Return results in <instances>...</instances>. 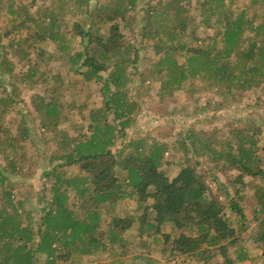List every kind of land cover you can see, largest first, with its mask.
<instances>
[{
    "label": "trees",
    "instance_id": "obj_1",
    "mask_svg": "<svg viewBox=\"0 0 264 264\" xmlns=\"http://www.w3.org/2000/svg\"><path fill=\"white\" fill-rule=\"evenodd\" d=\"M67 1L72 3L67 16L58 15L54 8L26 12L24 4L17 11L12 4L2 6L0 1V15L11 16L10 26L0 27V76L12 89L3 90L1 103L14 104L16 83L31 89L47 83L56 53L66 59L70 70L81 75L84 85H96L102 95L101 104L89 111L86 124L89 134L69 139L67 145L59 142L58 154L50 157L51 162L59 163L52 172L51 200L36 231L31 215L21 216L22 203L12 200L10 180L0 166L4 205L0 209V242L2 249L6 248L0 264H34L37 252L45 254L49 264L69 261L73 253L81 256L80 261L86 256L83 264H101L97 259L104 253L109 255L110 262H121L130 251L129 239L121 232L135 224L140 237L138 245L145 252L139 257L148 264L156 261L151 258L156 247L143 238L146 235L154 243L161 237L163 246L168 245V257H187L199 264H236L246 259L243 250L236 257L231 253L232 248L246 239L264 246V127H240L233 121L224 124L222 139L214 138L197 148L195 154L202 155L203 160L198 157L193 164L178 162L176 174L169 178L162 171L163 166L171 165L166 155L174 156L169 145L148 134L127 137L125 127L131 120L130 109L121 100L123 93H127L126 85L131 84L127 64L133 67L147 58L152 61L143 62L145 73L150 83H157L152 93L158 98L175 89L193 96L198 87L196 80L202 85L200 92L215 90L223 100L235 89L245 92L261 88L264 84V2L251 6L248 13L242 9L236 14L230 9L223 10L221 0L219 5L202 3V8L208 5L205 11L209 13L198 24L213 25V31L199 41L186 5L190 0H164L167 28L150 22V13L158 12L163 3L159 0L158 5L149 6L146 23L136 41L145 49L141 57L138 47L124 40L120 32V21L127 27L131 24L129 10L136 0H127L123 7L118 5L107 13H102L98 5L91 7V0ZM20 10L25 12L23 17ZM101 28L106 30L104 34H100ZM188 32L198 44L187 42L184 36ZM64 36L74 43L64 40ZM50 42L55 45L53 50L47 48ZM148 47L157 59L153 60L154 56L146 52ZM117 52L132 53L133 58L114 59ZM24 62L25 70L17 69ZM42 106L51 114L61 110L55 103ZM19 122L20 139L25 140L27 126L24 121L22 125ZM40 123L47 126L43 116ZM3 131L0 128L3 160L7 157L2 152L4 149L15 151V163L13 160L8 163L19 169L25 165L30 168L33 161L27 162L23 146L16 147L15 139L10 136L3 139ZM187 137L190 146L196 147L195 133L189 132ZM118 140L120 148L113 150ZM100 157L106 158L89 163ZM207 161L208 171L202 167L203 171L199 170L201 163ZM80 162L81 169L89 174L78 176L81 183L78 177H66L62 171L63 167ZM229 170L236 172L232 178L227 177V183L222 182L216 173L226 174ZM245 177L252 178L250 185ZM237 185L240 189H251L253 222L248 220L242 205L240 189L228 190ZM221 189L225 202L220 198ZM125 199L135 202L141 211L126 216L115 214L110 224L103 220L100 206L109 203L113 207L118 200ZM78 206L86 211L83 216L76 213ZM103 222L105 226L100 228ZM167 222L180 231L175 238L162 232L161 226ZM251 223L254 230L249 233ZM262 254L264 250L261 257Z\"/></svg>",
    "mask_w": 264,
    "mask_h": 264
},
{
    "label": "rangeland",
    "instance_id": "obj_2",
    "mask_svg": "<svg viewBox=\"0 0 264 264\" xmlns=\"http://www.w3.org/2000/svg\"><path fill=\"white\" fill-rule=\"evenodd\" d=\"M2 6L12 4V7L18 11L20 5L24 4L26 12H36V10H44L45 8H54L58 15L67 16L69 14L72 3L67 0H0ZM219 5V0H190L186 3L189 9V18L193 20V26L195 31V38H199V41L206 37L208 34H212L213 25L206 26L205 24H198L202 20L203 16L208 15L209 12L205 11V8L201 7V4L207 2ZM127 0H91L90 5H98L102 8V13H107L108 10H112L118 5L122 7ZM159 8V11L150 13V22L159 28H167L168 16L166 12V5L164 0ZM264 2V0H221L223 6H220L223 10L230 9L235 14L244 9L247 13L251 10V6H257L258 3ZM159 0H136L134 6L129 10L131 24L127 27L120 21V32L124 40L130 41V44H135L138 47V54L143 57L145 49L140 47L139 34L142 31V27L146 23V17L148 16L147 10L151 5H158ZM221 9V10H222ZM250 9V10H249ZM251 13V12H250ZM20 15L23 17L25 12L20 10ZM223 18V16L221 17ZM11 16L0 15V27L8 28L10 26ZM213 22V17H210ZM49 23V22H48ZM197 25V26H196ZM100 34L106 32L105 29H99ZM184 38L191 45H196L199 42L192 38L190 32L186 33ZM7 41V39H4ZM63 40V39H62ZM64 40L72 41L68 36H64ZM73 42V41H72ZM74 43V42H73ZM47 48L53 50L55 45L53 43L47 44ZM151 49L148 47L146 52L153 57ZM114 59L131 60L133 54L130 53H115ZM157 59L156 56L153 60ZM151 58H147L145 61L142 59L131 67L127 64V72H131V84L126 85L127 93H123L122 102L127 104L130 109L131 120L125 127L127 137L136 138L143 134H148L156 137L159 141L165 142L169 145L170 153L174 156H167V160L171 162V165L163 166L162 171L169 178L173 177L178 170V162L186 161L189 164H193L195 160L202 159V155L197 156L195 154L197 148L209 144L214 138L222 139L224 136L223 129L224 124L232 122L240 127H264V84L259 89H251L248 91H240L235 89L229 98L223 100L216 94L215 90L203 89L200 92L202 86L199 80H196L198 87L193 96H186L180 89H175L170 94L164 93L163 98L155 97L152 93L157 83H150L146 71L144 69L143 62L150 63ZM26 63H20L17 69L25 70ZM132 69V70H131ZM106 76V73L104 74ZM48 82L45 84H39L31 89L22 83H16L15 87L17 92H13L15 96L14 104L5 101L0 102V128H3L2 137L14 138L16 147L22 145L23 153L26 155L27 162L33 161L30 168L25 165L24 168L19 169L13 166L11 162L15 163L17 153L15 151L9 152L8 149H4L2 152L6 161L3 160L0 155V166L4 169L3 174L10 180L12 189L11 197L16 203L21 202L22 208L19 210L21 216L26 217L28 214L32 217L33 230L36 231L40 223L41 215L48 208V204L53 194V168L59 161H50L52 154H58L59 142L66 144L69 139L75 137L81 138L85 134H89L86 130V124L88 122V114L91 108L99 106L102 102L101 92L98 87L84 85L80 74L70 70L69 63L66 59L61 58V55L56 53L50 72L47 74ZM0 80L3 81V85L0 86V97L3 96V90L8 92L11 89L9 83L4 80L2 75ZM141 87L142 89L136 90L134 88ZM125 87V88H126ZM126 90V89H125ZM35 97V98H32ZM14 98V97H13ZM34 100V102L32 101ZM58 105L61 110L51 114L46 108H43L42 104ZM44 117L47 121V126L41 125L40 118ZM112 113L108 115V119L111 121ZM20 121V122H19ZM27 126L28 136L27 139L21 140V130L17 125ZM22 122V123H21ZM52 122H57L52 124ZM21 127V126H20ZM189 132L195 133L196 147H191L187 134ZM264 138V136H263ZM180 142V143H179ZM67 145V144H66ZM65 145V146H66ZM121 142L118 140L113 146V150L120 148ZM5 152V153H4ZM125 152V151H124ZM106 157H100L95 160L89 161V163H98L100 160H105ZM8 160H13L8 163ZM199 160V159H198ZM61 164V163H60ZM82 163H77L70 166L63 167L62 171L66 177L77 178L78 176L89 175L86 171L81 169ZM210 164L202 162L198 167L199 170L208 171ZM202 170V171H203ZM236 171L229 170L228 173L222 174L216 173L222 182L228 181L233 177ZM84 173V174H83ZM82 174V175H79ZM207 180L210 177L206 176ZM79 183H81V177ZM246 182L250 185L252 178L245 177ZM214 187L215 185L210 182ZM238 187H232L228 190L234 192L240 189ZM250 189V188H249ZM240 189V194L243 196L242 205L245 208L248 220L252 221L251 205L252 198L250 196L251 189ZM3 186L0 183V209L3 208ZM220 198L223 202L226 201L225 195H223L222 189L219 190ZM70 194L69 198L71 199ZM69 199V200H70ZM72 200V199H71ZM70 201H68L69 203ZM100 213L103 220H106L110 224L113 216L119 214L126 216L129 214L138 213L141 208L132 200H118L114 206H110L109 203L100 206ZM76 213L83 216L86 211L80 206L75 207ZM19 214V213H18ZM27 218V217H26ZM105 221V222H106ZM105 222L101 223L100 228L104 227ZM163 233L168 234L171 238H175L179 234V230L176 229L171 222L164 223L161 226ZM254 230V224L251 223V227L247 232L252 233ZM138 224L133 225L124 232H121L127 239H129L130 251L124 254V258L121 262H110L111 258L107 253L101 254L98 257V261L101 264H148L146 260L139 257L144 249L138 245L140 239L137 236ZM246 236V235H244ZM147 242L153 244L156 247L155 252L151 255L156 261L151 264H199L195 260L189 258H170L167 254V248L161 243L162 238L159 237L158 241L154 243L151 236L146 235L143 237ZM4 243V239H2ZM5 244V243H4ZM162 247L164 249H162ZM6 250L2 249V243L0 242V256H2ZM166 250V251H163ZM244 251L247 255L246 259L237 261L236 264H264V254L261 253L264 250V246L261 243H253L251 240L246 239L240 244L232 248V255L239 254L240 251ZM242 251V252H243ZM145 253V252H144ZM137 256V257H136ZM48 258L45 254L38 253L34 255V264H49ZM72 255V259L69 261H58L57 264H81L85 263L86 256ZM13 262L9 263L12 264Z\"/></svg>",
    "mask_w": 264,
    "mask_h": 264
}]
</instances>
